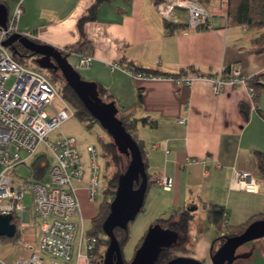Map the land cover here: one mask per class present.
Segmentation results:
<instances>
[{
	"label": "crops",
	"instance_id": "1",
	"mask_svg": "<svg viewBox=\"0 0 264 264\" xmlns=\"http://www.w3.org/2000/svg\"><path fill=\"white\" fill-rule=\"evenodd\" d=\"M159 1H101L95 19L83 26L92 52L90 66L82 69L111 96L118 116L156 123L154 128L138 123L134 129V137L143 142L146 152L149 190L171 194V214L194 206L187 234L191 229L195 231L197 239L191 247L195 252L187 251L178 257L211 264L210 251L219 232L206 220L208 204L223 206L230 226H243L253 218L264 219V174L255 156L256 152L264 154V85L257 84L256 95L251 97L241 87H226L214 93L206 80H196L190 86L175 80L196 74L226 77L233 70L244 77L264 75V49H257L252 43L261 32L229 25L221 0L200 2L209 13L212 27L172 32L174 25L187 26V12L175 9L163 21L155 12ZM95 2L0 0L7 19L20 5L18 32L28 33L31 40L64 53L78 43L77 23ZM111 62L122 68L133 64L136 69L159 75L155 79L134 80L123 71L111 70ZM180 119L184 120L183 125L178 123ZM234 171L249 172L258 190L249 193L232 189ZM159 178L172 180L171 188H160L156 183ZM82 191L86 196V189ZM79 202L84 223L93 210L83 207L80 197ZM14 216L19 222L18 234L11 241L0 239V264H16L33 253L43 259V264H49L52 257L38 252L41 230L34 210L33 216L26 210ZM76 254L74 247L66 264H86L83 259L77 260ZM236 254L249 256L232 264H264V238L240 246Z\"/></svg>",
	"mask_w": 264,
	"mask_h": 264
},
{
	"label": "built area",
	"instance_id": "2",
	"mask_svg": "<svg viewBox=\"0 0 264 264\" xmlns=\"http://www.w3.org/2000/svg\"><path fill=\"white\" fill-rule=\"evenodd\" d=\"M175 9L186 10L188 29L212 27L208 21L209 13L197 0H160L155 4V12L163 21L168 20ZM20 15L21 8L18 5L8 17L5 27H0V214L13 216L25 212L23 200L24 189L27 188L32 195L34 213L40 220L38 252L52 257L49 264H66L75 247L77 260L83 259L86 264H94L92 251L95 239L84 231L78 192L73 186L74 183H81L84 176L76 140L60 134L53 139L49 137L74 115V111L43 73L19 64L13 59L11 49L3 46V42L11 35L20 33L17 30ZM20 34L29 39L31 37L28 33ZM90 63L91 57L82 56L78 68H88ZM108 66L111 70L123 71L134 80L157 78L153 74L122 68L117 62H111ZM11 79L13 82L7 88ZM196 80L208 81L214 93L226 87H241L253 97L254 87L251 83L264 84V75L244 77L238 70H233L226 77L222 74L215 77L196 74L175 81L190 86ZM178 123L183 125L184 120L180 119ZM39 146L44 150V154L38 156L43 158L40 160L41 166L46 168L44 177L18 181L15 168L34 156ZM87 152L90 175L86 199L92 203L100 191L98 167L95 163V148L88 147ZM21 154L26 157L22 158ZM156 183L164 190L172 186V180L167 178H159ZM230 186L249 193L258 190V184L249 172L234 171ZM76 218L81 225L77 243L74 242ZM16 264H43V259L33 253Z\"/></svg>",
	"mask_w": 264,
	"mask_h": 264
},
{
	"label": "water",
	"instance_id": "3",
	"mask_svg": "<svg viewBox=\"0 0 264 264\" xmlns=\"http://www.w3.org/2000/svg\"><path fill=\"white\" fill-rule=\"evenodd\" d=\"M6 21V9L0 4V27L4 28ZM16 42L35 56L34 61L40 69L59 72L62 75L66 85L112 140L117 152L129 159L124 172L118 177L115 194L101 226L108 239L101 264H124L114 230H126L144 204L148 178L139 148L117 117L118 109L114 102H104L99 97L96 83L80 78L67 61L69 54L53 46L36 43L20 33L11 35L3 42V46L13 50L12 45ZM12 219L13 216L10 214H0V238L14 237L16 226L11 223ZM260 238H264V219L252 222L241 234L226 238L211 256V264H232L236 259L248 257V254L237 255V249ZM177 241L176 232L158 225L150 226L129 264H155L160 252L176 244ZM166 264L201 263L190 258L175 257Z\"/></svg>",
	"mask_w": 264,
	"mask_h": 264
},
{
	"label": "trees",
	"instance_id": "4",
	"mask_svg": "<svg viewBox=\"0 0 264 264\" xmlns=\"http://www.w3.org/2000/svg\"><path fill=\"white\" fill-rule=\"evenodd\" d=\"M103 1V0H96L94 5H92L87 13L78 21L77 23V29L79 33V41L78 43L70 48L69 50H66L65 52L67 53H76L80 57L82 56H91L92 52V47L87 42L84 32H83V26L85 23L93 21L96 16V10L98 4ZM199 3L200 1L202 3H209L211 1L215 0H197ZM217 1V0H216ZM226 6V16H227V21L228 24L231 26H245L249 29L257 30L261 32L256 38L253 39L252 43L253 46H255L257 49H264V0H221ZM201 3V4H202ZM187 28V26H177L174 25L172 28V32L176 31H183ZM188 29V28H187ZM34 41V40H33ZM36 43H39L37 41H34ZM13 50H11L12 57L15 61H17L19 64L26 66V60H33L35 59V56L33 54H30L28 51H26L19 43H14L12 45ZM23 60V61H22ZM123 60L120 62L122 63ZM127 63V62H126ZM127 69H131L135 72H142V73H149L153 75H159L157 72H150L145 69H136L134 68L133 64H126ZM51 72V76L53 74H60L59 72ZM167 77L171 75H165ZM60 77L62 79V87L59 88L58 86H55L60 93V95L63 97V99L70 105H72L75 109L74 115L78 118V120L88 129H90L94 124H98L87 112V110L84 108L83 104L80 102V100L76 97V95L73 93V91L66 85L64 82V79L62 75L60 74ZM176 77V76H175ZM50 78V77H49ZM48 78V79H49ZM52 83H54L51 79H49ZM55 84V83H54ZM253 87H255L257 84L256 82L251 83ZM97 85V84H96ZM264 85V84H262ZM97 90L99 93V97L104 101V102H112L111 96L107 94L106 90L103 89L102 87L97 85ZM256 90L254 88V95ZM140 99V98H139ZM244 114H246L244 112ZM119 120L121 121L123 127L125 130L129 133V130H134L135 127L137 126L138 123H141L143 125H148L149 127L154 128L156 126L155 122H149L147 123L146 120L144 119H136L132 118L130 116H118ZM130 134V133H129ZM131 135V134H130ZM133 140L136 142L142 160L144 162L145 166V171L147 174L148 182H147V189L146 193L150 188L151 183L149 182L150 179V174L147 171V162H146V152L144 150V144L141 140L135 138L134 136L131 135ZM109 138V137H108ZM102 147V153L103 156L106 158V167L107 168H114L115 172L112 174L110 178H108V183H107V188L105 189V194H111L109 200L110 202L113 199V196L115 194V190L117 188V180L118 177L121 173L124 172L125 168L127 167L129 163V159L126 158L123 155H120L114 144L112 143V140L109 138L108 141H103L101 143ZM256 160H257V166L259 170L261 171L262 174H264V154L260 152L255 153ZM43 158L38 157L34 160L33 166H32V174L30 178L33 179H41L44 177L46 173V168L41 166V161ZM146 197V195H145ZM106 197L101 204L97 214L95 217L91 220L92 222V229L90 232H86L89 237H92L95 239V245L94 249L92 251V262L94 264H101L104 252L106 250V247L108 245V239L104 235L102 231V223L104 219L106 218L109 210V200L105 201ZM145 202V200H144ZM144 206V204H143ZM193 207L194 206H187L179 209V211L174 212L171 214L167 219H160L157 220L154 224L150 225H158L164 229H168L171 231H174L178 234V241L176 244L172 245L169 248L163 249L155 264H166L173 258H175L174 250L177 247H180L184 245L187 241V232H188V225L190 221L193 219ZM143 209V207H142ZM207 222L212 225L216 231L219 232V237L213 242V246L210 251V255L212 256L215 251L224 243L226 238L233 237L236 235L241 234L245 228L251 224L254 221L257 220H263V218H253L251 221H249L247 224L240 226V227H235V226H230L228 225L227 222V212L223 206L216 205V204H208L207 205ZM11 223H13L16 228L18 225V220L14 216ZM129 225V224H128ZM18 231L16 230L15 235L13 238L9 239L6 237L0 238L1 240H7L11 241L17 237ZM145 235V234H144ZM114 236L115 239L118 242L122 258H123V252L122 248L126 244L129 238V229L127 226L126 230H121V229H115L114 230ZM144 237V236H143ZM142 237V239H143ZM141 239V241H142ZM140 241V243H141ZM140 243L136 247L135 251L137 248L140 246ZM216 243L217 249L215 248ZM124 264H129V262H126L124 259Z\"/></svg>",
	"mask_w": 264,
	"mask_h": 264
},
{
	"label": "rangeland",
	"instance_id": "5",
	"mask_svg": "<svg viewBox=\"0 0 264 264\" xmlns=\"http://www.w3.org/2000/svg\"><path fill=\"white\" fill-rule=\"evenodd\" d=\"M80 60H81L80 56L76 57L74 55H70L67 58L68 63L79 74L82 80L95 83L94 81L88 78L89 76H87L86 71H84L85 69L78 68V62ZM26 66L35 70H39L47 78L50 77L49 79H51L55 83V84L53 83L54 86H58L59 88L62 87L63 82L60 77V74H53L51 76V72H48L50 70L40 69L35 63V61L29 59L26 60ZM12 82L13 79H11L7 83V88L11 86ZM70 107L75 112V109L71 104ZM129 133L132 136L135 135L134 130H129ZM58 134L64 136H71L76 140V149L80 157L81 164L83 165L84 168V176L82 178L81 183H74L73 186L75 189H77L78 195L81 198L82 206L83 207L87 206V208L90 207L93 210V212L88 215V218L86 217V220L83 223L84 231L90 232L92 229V222L90 221L91 215L98 212L105 197H106L105 201H108L111 196L110 193L105 194L104 191L107 188L108 178H110L112 174H114L115 169L112 167L110 168L106 167V158L103 156L102 147H101V143L103 141H108L109 138L106 132L100 127L99 124H94L90 129H88L78 120V118L75 115L71 116L68 120L63 122L59 127V129L53 131L49 137L50 139H53V137ZM88 147H94L96 151L95 163L98 167V183L100 188V191L96 195L95 201L92 203L86 201L87 200L86 196L85 194H83L82 191L83 189L87 188L88 179L90 175V160L87 152ZM41 154H44V150L42 146H39L34 156L28 159L25 164H20L15 168V176L18 181L25 182V180L30 179L34 160ZM21 157L25 158L26 155L21 154ZM170 195L171 194L169 193L165 195L161 191H158L157 189H152L151 191L150 190L147 191L143 209L137 215L135 220L129 223L128 225L129 238L126 244L122 248L123 259L126 262L131 261L135 253L136 247L140 243L142 237L144 236L150 225L154 224L157 220L167 219L171 215L172 209L170 207L168 208V199ZM23 205L25 206L26 211L29 212L31 216H33L32 195L27 188L24 189ZM74 222L76 223L75 224L76 229L74 232V242L77 243L79 240V231L81 225L78 219L77 221L75 219ZM195 239H197V237L195 236V231L191 229L188 234V239L186 243L180 247L175 248L174 254L177 255L178 257L183 253L186 254L185 252L187 251L195 252L194 248L191 249Z\"/></svg>",
	"mask_w": 264,
	"mask_h": 264
}]
</instances>
